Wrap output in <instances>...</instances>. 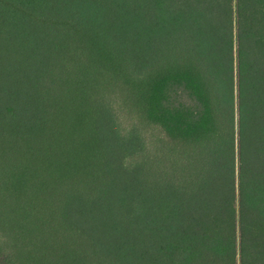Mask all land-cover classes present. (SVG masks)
Segmentation results:
<instances>
[{"label":"trees","instance_id":"obj_1","mask_svg":"<svg viewBox=\"0 0 264 264\" xmlns=\"http://www.w3.org/2000/svg\"><path fill=\"white\" fill-rule=\"evenodd\" d=\"M0 264H264V0H0Z\"/></svg>","mask_w":264,"mask_h":264}]
</instances>
